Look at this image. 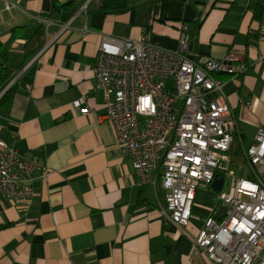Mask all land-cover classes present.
<instances>
[{
  "label": "crops",
  "instance_id": "obj_1",
  "mask_svg": "<svg viewBox=\"0 0 264 264\" xmlns=\"http://www.w3.org/2000/svg\"><path fill=\"white\" fill-rule=\"evenodd\" d=\"M106 1L0 0V41L18 75L27 45L45 32L27 64H34L31 81L21 82L0 112V144L48 169L47 179L36 173L35 196L25 204L0 193V264H211L194 256L193 244L206 220L217 216L228 174L221 175V192L199 186L186 229L165 218L161 185L138 186L104 117L97 57L104 36L177 51L183 25L191 57L238 54L247 73L219 78L237 122L230 154L244 160V149L264 128V0H141L104 11ZM7 3L16 8L7 11ZM75 107H89L90 114Z\"/></svg>",
  "mask_w": 264,
  "mask_h": 264
},
{
  "label": "built area",
  "instance_id": "obj_2",
  "mask_svg": "<svg viewBox=\"0 0 264 264\" xmlns=\"http://www.w3.org/2000/svg\"><path fill=\"white\" fill-rule=\"evenodd\" d=\"M15 8L5 5L10 12ZM189 40L186 25L177 51L104 36L95 67L117 147L131 159L138 186L161 185L162 215L180 229L190 225L199 186H211L230 173L226 166L237 122L219 76L236 80L248 71L235 53L193 59ZM75 108L90 114L89 107ZM243 152L247 177L220 193L225 214L221 220L208 218L193 244L194 256L211 264H264L263 127ZM38 172L47 179L48 169L36 157L25 158L0 144V193L14 205L35 196L32 182Z\"/></svg>",
  "mask_w": 264,
  "mask_h": 264
},
{
  "label": "trees",
  "instance_id": "obj_3",
  "mask_svg": "<svg viewBox=\"0 0 264 264\" xmlns=\"http://www.w3.org/2000/svg\"><path fill=\"white\" fill-rule=\"evenodd\" d=\"M139 3H141V0H109L103 4L102 10L107 11L125 9ZM15 31L16 29L13 31L14 35H16ZM44 35V29L41 28L35 33L36 37L34 36L30 43L27 45L26 49H28V51L25 57V61L23 63V68L26 67V65L34 58V56L40 50L42 42L44 40ZM12 62L13 58L11 53L0 41V112L5 109H8L11 106L13 98L17 93L18 85L21 82H30L31 76L34 71L33 64L21 75V77L17 81H15L11 85V83L18 75V72L13 67Z\"/></svg>",
  "mask_w": 264,
  "mask_h": 264
},
{
  "label": "rangeland",
  "instance_id": "obj_4",
  "mask_svg": "<svg viewBox=\"0 0 264 264\" xmlns=\"http://www.w3.org/2000/svg\"><path fill=\"white\" fill-rule=\"evenodd\" d=\"M229 80H231V79L229 78ZM231 81H234V80H231ZM235 143H237V140H235ZM230 156H231V164H228L226 166V168L228 169L227 171H229L230 173L227 176H225V186H224V189H223V193H227V192L230 191L231 184H232V182L235 179H238V178H241V177H247V175H248V171H247V168H246L247 164L245 162V158L243 160L241 155H235V154H232V155L230 154ZM218 178H221V177H218ZM214 194L216 195L217 193H214ZM208 201L214 202L215 199L214 198H208ZM219 207L220 208H224L223 204H220ZM201 208L202 207H199V210Z\"/></svg>",
  "mask_w": 264,
  "mask_h": 264
},
{
  "label": "water",
  "instance_id": "obj_5",
  "mask_svg": "<svg viewBox=\"0 0 264 264\" xmlns=\"http://www.w3.org/2000/svg\"><path fill=\"white\" fill-rule=\"evenodd\" d=\"M28 68H29V65H27V66L24 68V70H22V72H21L19 75H17V77L14 79V81L11 83V85H12L15 81H17V80L21 77V75L23 74V72H25ZM223 186H224V180H223L222 178H218V177H217V178L215 179V181L213 182V184H212V189H213L215 192H221ZM224 214H225L224 208H220L219 211H218V214H217L216 218H217L218 220H220V219H221V216L224 215Z\"/></svg>",
  "mask_w": 264,
  "mask_h": 264
},
{
  "label": "snow or ice",
  "instance_id": "obj_6",
  "mask_svg": "<svg viewBox=\"0 0 264 264\" xmlns=\"http://www.w3.org/2000/svg\"><path fill=\"white\" fill-rule=\"evenodd\" d=\"M147 104H148V101H147V100H145V101H144V105H145V106H147Z\"/></svg>",
  "mask_w": 264,
  "mask_h": 264
}]
</instances>
